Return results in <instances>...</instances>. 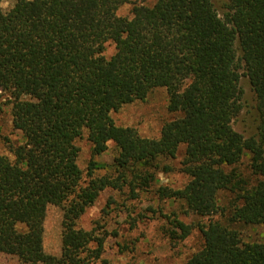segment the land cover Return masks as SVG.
<instances>
[{"label": "trees", "instance_id": "obj_1", "mask_svg": "<svg viewBox=\"0 0 264 264\" xmlns=\"http://www.w3.org/2000/svg\"><path fill=\"white\" fill-rule=\"evenodd\" d=\"M0 0V89L22 143L0 154V254L26 264H92L104 236L90 247L76 221L106 188L145 187L160 158L183 148L180 189L158 187L160 198L183 202L200 216L218 212V195L233 198L226 221L196 226L176 217V239L197 229L201 244L184 264H264V242L244 241L233 227L264 225V0H155L117 15L126 0ZM114 52L105 57V43ZM256 99V136L233 126L241 110V75ZM167 93L158 138L117 125L112 111ZM86 132L92 156L116 147L112 164L91 158L88 180L77 164L76 140ZM248 157V175L236 166ZM100 169L108 173L95 175ZM48 205L61 206L59 255L44 250Z\"/></svg>", "mask_w": 264, "mask_h": 264}, {"label": "rangeland", "instance_id": "obj_2", "mask_svg": "<svg viewBox=\"0 0 264 264\" xmlns=\"http://www.w3.org/2000/svg\"><path fill=\"white\" fill-rule=\"evenodd\" d=\"M155 0H126L117 9L119 16H131L135 4L151 6ZM218 13L222 15L224 0H212ZM15 0H2L3 11H8ZM114 52L111 41L105 43L104 56ZM242 89L241 110L233 119V128L245 137L256 136L258 111L256 99L248 78L243 74L240 79ZM8 94L0 89V154L9 157L11 147L22 143L21 132L12 127L11 106ZM167 93L164 88L152 90L143 100H136L112 111L111 115L117 125L135 128L140 135L158 138L162 125L177 114L167 109ZM79 147L77 164L83 172V183L89 179L87 165L91 158L98 162L112 164L116 156V147L109 143L107 149L99 155L92 156L86 132L76 140ZM183 148L173 158H160L157 167L151 168L154 179L148 186L135 188L131 192L126 185L122 190L106 188L94 203L76 221L90 247L95 246L90 235L104 236L103 252L92 264H184L186 259L201 244L197 229L186 238L176 239V228L170 219L176 217L186 224L196 226L209 221H226L229 204L233 194L229 191L218 195L219 210L209 216H200L185 210L183 202L173 198H160L157 189H180L188 180L181 170ZM237 171L249 176L248 157L244 156L236 166ZM108 173L100 169L95 175ZM62 207L48 205L43 223L44 250L52 255H59L61 248ZM244 241L264 242V225H233ZM0 264H26L14 255L0 254Z\"/></svg>", "mask_w": 264, "mask_h": 264}]
</instances>
